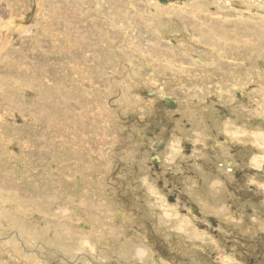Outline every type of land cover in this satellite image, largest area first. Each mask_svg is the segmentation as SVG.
<instances>
[{
    "label": "rangeland",
    "instance_id": "rangeland-1",
    "mask_svg": "<svg viewBox=\"0 0 264 264\" xmlns=\"http://www.w3.org/2000/svg\"><path fill=\"white\" fill-rule=\"evenodd\" d=\"M194 2L0 0V264H66L54 251L72 264L125 259L122 248L104 246L119 224L104 214L117 210L106 175L115 162L129 170L140 153L139 180L149 178L150 150L138 151L134 139L138 128L150 130L148 91L182 101L194 136L209 142L218 124L202 112L207 98L231 107L230 116L256 112L263 128L264 0ZM238 90L250 91L248 106ZM258 152L255 168L264 165V147ZM190 221L178 231L191 237ZM224 251V264H240Z\"/></svg>",
    "mask_w": 264,
    "mask_h": 264
},
{
    "label": "flooded vegetation",
    "instance_id": "flooded-vegetation-1",
    "mask_svg": "<svg viewBox=\"0 0 264 264\" xmlns=\"http://www.w3.org/2000/svg\"><path fill=\"white\" fill-rule=\"evenodd\" d=\"M180 1L159 0L165 7ZM249 93L238 90L234 97L239 104L248 106L244 100ZM146 98L155 111L148 118L150 130L140 132L138 128L134 139L139 142L136 143L138 151L142 147L150 150L146 166L150 175L139 180L146 176L138 168L140 153L129 163L133 170H126L121 161L111 164V171L106 175L110 178L106 192L117 210L107 209L104 213L108 220L116 219L119 224L111 228L118 234L104 246L112 247L110 250L122 248L125 259L120 264L126 260L137 264H224L222 249L240 264H264V194L255 186L256 180L264 184V165L258 169L252 166L259 153L252 144L253 136L244 137L248 142L236 143L224 135L233 118L237 119V127L247 126L249 133H254L262 124L256 127L257 120L251 119L247 110L241 115L231 111L230 116L231 107L224 108L207 98L208 102L204 100L201 104L202 112L213 115L218 126L210 128V142L203 141L195 147L198 139L192 128L195 119L189 111L179 112L183 102L176 97L159 98L151 91L146 93ZM191 114L195 118L197 113ZM126 121L139 123L132 116ZM260 133L264 135V126ZM176 142L180 147L172 150ZM218 144L222 146L218 148ZM132 186L135 189L129 190ZM152 188L157 195L152 193ZM215 204L218 209L211 213L209 208ZM190 218L195 222L191 237L178 231L181 225L191 226ZM78 226L90 229L91 225L80 223ZM144 248L146 255H137L136 250Z\"/></svg>",
    "mask_w": 264,
    "mask_h": 264
},
{
    "label": "crops",
    "instance_id": "crops-1",
    "mask_svg": "<svg viewBox=\"0 0 264 264\" xmlns=\"http://www.w3.org/2000/svg\"><path fill=\"white\" fill-rule=\"evenodd\" d=\"M255 25V24H254ZM256 26V25H255ZM255 108V107H254ZM260 113V112H259ZM241 115V113H237V115ZM253 116H254V119H256L257 120V113L255 112V113H253L252 114ZM234 119V121L232 122V125H234L235 127H237L238 126V124H237V122L235 121V120H237L236 118H233ZM246 127V129H244V130H242L241 131V129H239L238 127L237 128H235V129H233L232 130V132H228V130H227V132H225L226 133V135L229 137V139L231 140V141H233V142H236V143H242V141L245 139L244 137L245 136H253V138H252V144H253V146L255 147V149L256 150H260V148L263 146L264 147V136L263 135H260L259 136V138H257V136L256 135H251V133H249V128L247 127V126H245ZM231 129V128H230ZM197 130H198V132L201 130H199V128H197ZM261 130H259V132H260ZM256 133H259L258 131H257V129H256V131H255ZM228 133H230L232 136H229V134ZM234 134H237V136L236 135H234ZM207 134H205V136H203V138L201 139V137H200V134H199V136H198V139H197V141H195L197 144H200L201 142H203V141H207V142H209L208 141V138H207ZM192 183L194 182V181H191ZM215 183H213V188H215V185H214ZM216 189V188H215ZM106 210V209H105ZM105 214V213H104ZM106 215V214H105ZM100 224V223H99ZM79 252H81V251H79ZM84 254H87L86 252H84ZM89 255V254H88ZM73 263H75V260L73 261ZM91 264V263H90Z\"/></svg>",
    "mask_w": 264,
    "mask_h": 264
},
{
    "label": "bare ground",
    "instance_id": "bare-ground-1",
    "mask_svg": "<svg viewBox=\"0 0 264 264\" xmlns=\"http://www.w3.org/2000/svg\"><path fill=\"white\" fill-rule=\"evenodd\" d=\"M178 5H180L181 6V4H178ZM181 8V7H180ZM37 48V47H36ZM43 55V54H42ZM21 58V57H20ZM199 62V61H198ZM197 63V62H196ZM41 65V64H40ZM42 67V66H41ZM43 68V67H42ZM17 69H19V68H17ZM61 72V71H60ZM32 73V72H31ZM10 88V87H9ZM22 91V90H21ZM238 92V91H237ZM39 96V95H38ZM163 97H166V96H163ZM36 99H37V97H36ZM42 99V98H41ZM38 101V100H37ZM41 101V100H40ZM246 101H247V99H246ZM179 103V102H178ZM247 104H250L249 103V101H247ZM41 105V104H40ZM28 110V109H27ZM42 111V110H41ZM45 113V112H44ZM56 113V112H55ZM75 113V112H74ZM42 114V113H41ZM40 114V115H41ZM263 116V115H262ZM40 117V116H39ZM74 117V116H73ZM77 118V117H76ZM57 119V118H56ZM59 119H60V117H59ZM69 120H71L70 118H69ZM81 121V120H80ZM84 123V122H83ZM76 129V128H75ZM1 130V129H0ZM3 135V134H2ZM84 136V135H83ZM3 138L5 137L4 135L2 136ZM1 140V139H0ZM1 164V163H0ZM1 169H2V167H1ZM197 215V214H196ZM197 216H199V215H197ZM88 228V227H87ZM221 234V233H220ZM21 242V241H20ZM57 255H59L60 256V259L62 260V261H64L66 264H71V262L72 261H70V260H67V259H65L59 252H57V251H54ZM232 252V251H231Z\"/></svg>",
    "mask_w": 264,
    "mask_h": 264
}]
</instances>
